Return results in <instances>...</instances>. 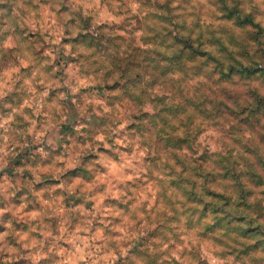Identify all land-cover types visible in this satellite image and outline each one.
I'll return each instance as SVG.
<instances>
[{"label":"clouds","instance_id":"clouds-1","mask_svg":"<svg viewBox=\"0 0 264 264\" xmlns=\"http://www.w3.org/2000/svg\"><path fill=\"white\" fill-rule=\"evenodd\" d=\"M0 264H264V0H0Z\"/></svg>","mask_w":264,"mask_h":264}]
</instances>
